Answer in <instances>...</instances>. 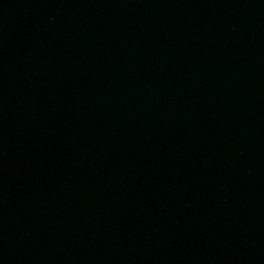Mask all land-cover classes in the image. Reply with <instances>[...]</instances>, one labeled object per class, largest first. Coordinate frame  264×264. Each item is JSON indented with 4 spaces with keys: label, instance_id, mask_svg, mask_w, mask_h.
<instances>
[{
    "label": "water",
    "instance_id": "1",
    "mask_svg": "<svg viewBox=\"0 0 264 264\" xmlns=\"http://www.w3.org/2000/svg\"><path fill=\"white\" fill-rule=\"evenodd\" d=\"M264 8V0H248Z\"/></svg>",
    "mask_w": 264,
    "mask_h": 264
}]
</instances>
